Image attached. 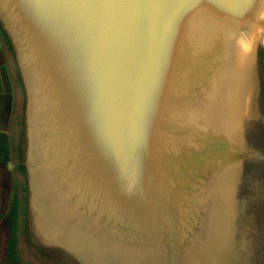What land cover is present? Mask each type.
I'll return each instance as SVG.
<instances>
[{
  "label": "water",
  "instance_id": "1",
  "mask_svg": "<svg viewBox=\"0 0 264 264\" xmlns=\"http://www.w3.org/2000/svg\"><path fill=\"white\" fill-rule=\"evenodd\" d=\"M0 50L26 98L32 244L71 264L241 259L214 248L264 201L242 190L264 161V0H0Z\"/></svg>",
  "mask_w": 264,
  "mask_h": 264
},
{
  "label": "rangeland",
  "instance_id": "2",
  "mask_svg": "<svg viewBox=\"0 0 264 264\" xmlns=\"http://www.w3.org/2000/svg\"><path fill=\"white\" fill-rule=\"evenodd\" d=\"M5 52L0 50V54ZM8 61L11 65L6 63L0 67V264H71L69 255L62 250H47L32 244L24 177L26 98L19 75L13 70L15 60L10 55ZM256 132L250 133V140L264 154V131ZM263 164L261 161L247 166L242 190L248 197L264 195L263 190L257 189L258 182L264 181ZM250 181L255 182L254 187L249 186ZM246 211L238 226L240 241L232 242L231 247L219 244L213 248L226 260L232 255L229 249H236L235 254L241 259L231 260L232 263L264 264V201L250 200ZM254 216L258 220L254 221ZM256 240L263 243L258 244Z\"/></svg>",
  "mask_w": 264,
  "mask_h": 264
},
{
  "label": "flooded vegetation",
  "instance_id": "3",
  "mask_svg": "<svg viewBox=\"0 0 264 264\" xmlns=\"http://www.w3.org/2000/svg\"><path fill=\"white\" fill-rule=\"evenodd\" d=\"M3 199V198H2ZM3 201V200H2ZM1 213V212H0ZM0 221H2V219L0 218Z\"/></svg>",
  "mask_w": 264,
  "mask_h": 264
}]
</instances>
